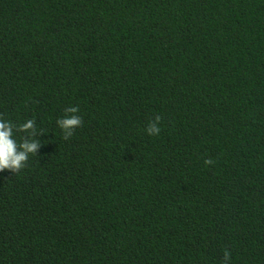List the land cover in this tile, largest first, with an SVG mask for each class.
Wrapping results in <instances>:
<instances>
[{"label": "trees", "instance_id": "trees-1", "mask_svg": "<svg viewBox=\"0 0 264 264\" xmlns=\"http://www.w3.org/2000/svg\"><path fill=\"white\" fill-rule=\"evenodd\" d=\"M0 119V264H264V0H0Z\"/></svg>", "mask_w": 264, "mask_h": 264}, {"label": "clouds", "instance_id": "clouds-1", "mask_svg": "<svg viewBox=\"0 0 264 264\" xmlns=\"http://www.w3.org/2000/svg\"><path fill=\"white\" fill-rule=\"evenodd\" d=\"M78 111L76 107L66 109V112L73 115H66L59 118L56 123L64 130L65 136L72 134V129L81 125V118L75 113ZM159 116L148 125L146 132L149 135H156L159 133L158 127ZM34 128L33 120H26L19 125V130L27 131ZM40 146L36 140H24L17 144L13 133V124L10 121L0 119V171L2 170H19L23 163L27 160L28 155L35 153L36 149ZM210 163V161H209ZM228 259V254L225 253V260Z\"/></svg>", "mask_w": 264, "mask_h": 264}]
</instances>
